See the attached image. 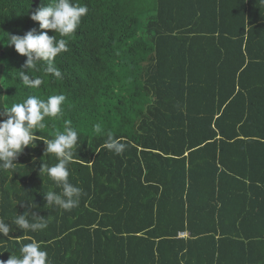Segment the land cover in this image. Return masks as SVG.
<instances>
[{"label": "trees", "instance_id": "1", "mask_svg": "<svg viewBox=\"0 0 264 264\" xmlns=\"http://www.w3.org/2000/svg\"><path fill=\"white\" fill-rule=\"evenodd\" d=\"M47 0H0V38L54 30L31 19ZM88 11L55 58L62 77L17 78L27 57L0 40V121L30 95L63 94L64 122L79 133L69 182L71 210L46 207L57 193L37 139L0 169V260L36 240L49 264H264V3L261 0H73ZM100 123L97 133L93 125ZM126 143L103 147L108 133ZM36 213L47 227L15 225ZM180 232H187L180 236Z\"/></svg>", "mask_w": 264, "mask_h": 264}, {"label": "clouds", "instance_id": "2", "mask_svg": "<svg viewBox=\"0 0 264 264\" xmlns=\"http://www.w3.org/2000/svg\"><path fill=\"white\" fill-rule=\"evenodd\" d=\"M264 3V0H261ZM88 9L84 5L73 3V0H47L31 13V19L39 22L40 29L54 30L55 35H49L44 31L37 33L36 29L27 31L24 35H12L7 37V44L14 46L15 50L27 57L25 68L28 69L18 73L17 78L27 88L37 89L43 83L39 76L32 73L39 71L41 63L46 65L43 71L51 74L57 79L62 73L55 65V58L62 52L67 51V41L60 37H68L73 34L80 25L81 18L86 15ZM63 94L50 95L41 99L36 95H30L22 102L12 103L10 107H4L2 115L7 118L0 121V169L9 170L14 168V160L25 147L35 146L37 139H42L46 144L45 155L54 154L57 163L48 165L43 160L40 174L47 176L54 184L61 188V192L49 190L44 192L46 207L51 209L71 210L79 205L83 190L69 182L68 165L74 162V148L78 143L79 133L71 127L70 121L64 122L63 131H57L52 139H45L36 136V130L45 128L43 122L46 117H62V105L66 101ZM97 133L103 131L100 123L93 125ZM103 147L110 152L121 155L126 143L122 142L108 133ZM15 225L24 231L38 232L47 227V223L36 213L17 214L13 218ZM10 226L3 219H0V233L7 236ZM186 233L187 232H180ZM184 235V236H185ZM182 236V235H180ZM0 264H49L48 254L41 245L32 240L30 243L22 244L19 248V255L12 253L6 261L0 260Z\"/></svg>", "mask_w": 264, "mask_h": 264}, {"label": "built area", "instance_id": "3", "mask_svg": "<svg viewBox=\"0 0 264 264\" xmlns=\"http://www.w3.org/2000/svg\"><path fill=\"white\" fill-rule=\"evenodd\" d=\"M186 233H181L180 235L184 236Z\"/></svg>", "mask_w": 264, "mask_h": 264}, {"label": "water", "instance_id": "4", "mask_svg": "<svg viewBox=\"0 0 264 264\" xmlns=\"http://www.w3.org/2000/svg\"><path fill=\"white\" fill-rule=\"evenodd\" d=\"M36 2H38L39 0H35Z\"/></svg>", "mask_w": 264, "mask_h": 264}]
</instances>
